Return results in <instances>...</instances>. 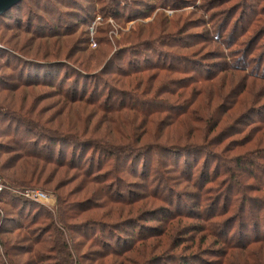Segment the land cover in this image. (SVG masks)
Here are the masks:
<instances>
[{
  "label": "rangeland",
  "instance_id": "1",
  "mask_svg": "<svg viewBox=\"0 0 264 264\" xmlns=\"http://www.w3.org/2000/svg\"><path fill=\"white\" fill-rule=\"evenodd\" d=\"M115 14L117 20L112 18ZM151 25L153 27L149 29ZM142 27L149 29L154 37L148 33L130 42L131 34L139 33ZM78 49L86 51L78 52ZM87 52L103 53L104 56L100 58L99 66H92L90 72L85 73L86 66L83 68L75 63L78 59L75 54ZM137 53L147 55L142 63L150 60L160 64L173 61L167 58L169 53L173 54L178 58L177 62L185 65L183 71H190V74H169L164 92L157 98L128 99L126 96H133L135 92L116 85L115 69L119 58L123 67L131 60L136 62ZM218 53L222 58H214ZM193 64L205 74L200 76L199 72L191 70ZM165 75L163 72L158 74L157 84ZM52 77L57 79L54 86H59V90L51 88ZM69 77L78 78L80 82L74 87L72 79L68 81ZM85 84V96L90 105L72 104L73 95L80 93ZM1 85L22 87L17 96L26 99L25 111L19 117L5 113L0 116V145L9 151L1 157L10 161L14 154L27 153L22 156L29 157L32 163L38 161L41 173L35 171L34 182L19 188L11 184L9 175L13 172H0L8 183L5 184L6 192L2 197L0 194V244L3 246L0 264H8L9 259L15 261L13 264H110L109 260L102 261L100 256L123 248L130 239L125 236L127 231L135 233V238L159 234L165 226L160 219L162 209H167L166 202L151 206L150 199L145 200L138 204L147 203L140 215L111 220L103 216L109 212L106 208L74 215L67 206L90 199L88 189L94 190L97 186L88 181L92 176L99 178L107 174L108 169L99 167L85 177L86 169L75 170L74 167L81 159L87 165L91 162L97 166L102 150L111 141L104 139L109 130L108 133L117 139L132 135L133 129L136 130L135 137H143L134 147L139 149L146 144L145 152L134 164L129 162L131 167L138 164L139 169H144L148 155L155 159L162 156L157 149L165 143L148 136L169 131L185 132V120L178 124L167 117L169 105L178 94L191 96L188 102L195 121L192 126L205 132L204 137L208 139L206 143L195 140L198 149H195L194 160L189 159L187 164L181 160L180 167L196 165V177H200L196 187H205L200 199L198 188L182 185L184 179L175 174L178 178L163 189L184 193V196L173 199L164 196L165 199H171L179 211L188 210L186 205L192 209L200 200L209 210L213 200H220L221 221L234 223L228 241L237 247L249 245L264 236V0H24L0 19ZM168 89L174 96L167 92ZM67 90H71L72 97H65ZM10 95L7 92L0 94V100ZM110 95L118 105L125 101L130 106L121 115H113L114 123L108 124L102 108L98 110L99 104L92 103L97 97H101L102 102ZM158 107L164 113L155 118L151 112ZM231 113H237L240 124L226 123ZM160 119L163 124L155 131ZM213 122L219 127L211 133ZM12 137L17 143L25 141L27 144L18 148L11 142ZM125 144V141H118L114 148L124 151ZM106 151L110 150L107 148ZM17 166L26 167L22 160ZM125 183L123 188L129 187L139 193L138 186H134V183H141L139 179ZM36 190L46 193L48 200L24 197L27 192ZM71 190L77 194L71 202L61 204L60 195L64 200ZM19 197L27 201H21ZM97 197L90 199L92 205L96 200L103 203L104 199ZM258 209L261 214L252 218ZM60 212L65 213L63 218ZM242 213H247L250 226L244 222ZM259 219L260 225L256 224ZM193 223L196 222L182 218L179 225L183 228ZM245 224L247 226L243 228ZM25 231L28 235L18 246L21 257H8L7 247L19 234L24 236ZM114 233L119 242L117 245L110 236ZM39 239L48 242L38 243ZM157 240L160 238H151L148 244L157 245ZM209 243L204 245L205 251L222 248ZM136 244L142 253L143 244ZM258 247L264 248V245L251 244L249 250L257 255ZM156 255L154 252L150 258L156 260ZM212 259L211 256L205 258L206 261ZM156 261L149 264H157ZM255 261L248 264L258 262ZM141 262L142 256L132 260V264Z\"/></svg>",
  "mask_w": 264,
  "mask_h": 264
},
{
  "label": "trees",
  "instance_id": "2",
  "mask_svg": "<svg viewBox=\"0 0 264 264\" xmlns=\"http://www.w3.org/2000/svg\"><path fill=\"white\" fill-rule=\"evenodd\" d=\"M24 1V0H23ZM22 1V2H23ZM21 3H19L17 6L12 8L10 11L14 10L16 7H18ZM10 11L6 12L1 18H4L6 14H8ZM144 14H147L146 11H144ZM118 16L115 14L113 15V19L117 20ZM153 25L150 26L149 29H151ZM147 30L146 27H142L140 29L139 33H132L129 37L130 42L131 40H139L142 37H145L148 35H152V32L150 30ZM149 31V32H148ZM141 34V36H140ZM152 37H154L152 35ZM160 38V37H159ZM158 40V39H157ZM110 44V43H108ZM79 51H86L85 49H78ZM78 59L75 60L76 64H79L84 68L86 66V69L83 70L85 73L90 72V68L97 67L100 65V58L104 56L103 53H76L75 54ZM141 56V60H138V57ZM144 53H141L140 55L137 53V61L133 62L131 60L126 67H123L121 65L122 59L119 58V65L116 67V76L118 79L115 81L117 86H120L122 88H127L135 92V95L130 96L127 95L126 98L131 100H139L142 97H151L157 98V96L162 91L166 81L168 80L167 77L172 72L174 73H180V74H190V71H183L185 65H181V62H177L178 58L173 57V54L168 55L167 58H170V63H162L159 62L151 63L150 60H147V62L142 63V59L146 57ZM214 58H222L221 54L218 53L217 57ZM184 60V59H183ZM112 64V61L110 62ZM221 64V63H217ZM195 65V64H193ZM197 65L192 66L196 72L200 73V76H202L203 73L201 70H199ZM107 70V69H106ZM160 72H163L166 74L164 76V79L161 78V81L159 84H157V81L159 76L158 74ZM77 76L80 75L78 73H75ZM82 75V74H81ZM51 79V88L55 90H59V86H56V80ZM72 77L68 78V81L71 80ZM195 79V78H194ZM193 79V80H194ZM67 81V82H68ZM71 81L74 82L75 85L80 82V79L73 78ZM164 81V83L162 82ZM66 82V83H67ZM65 83V84H66ZM76 83V84H75ZM23 85V84H22ZM41 85V84H39ZM55 85V86H54ZM22 88V87H20ZM19 87L15 88H8L7 86L1 85L0 86V94L3 93H9L10 96H7L5 99L0 100V116H2V113L12 115L15 117H19L20 114H22L25 111V98H21L22 96H17V92L19 93L20 90ZM61 89V88H60ZM85 92H87L86 84L82 87V90L80 93L74 94L73 97L71 96V90L65 91V97L66 98H75L72 100V104H88L89 99L86 98ZM171 95L174 96V93L168 89L167 91ZM184 94V93H183ZM192 95V93H191ZM177 98L173 102V104L169 105L170 112L167 114V117L170 118V120H175L178 122V124L183 123V128L185 132L182 131H169L166 133H162L158 136L150 137L148 138H154L161 140L163 144L161 147H159L157 150L158 152H161L162 156L155 159L153 155H148L146 157V160L144 161L143 168L139 169L138 164L136 166L131 167L129 165V162L131 164H134L136 160H140L143 156L144 150L146 149L145 145L140 146L139 149H135L134 145L139 140H142V136L135 137V129L133 131L131 130L130 136L123 137L121 139L113 138L108 132L106 135H104V139L111 140L110 142L106 143V148L102 150V156H99L100 162L97 163V166L94 165V163L89 162L87 165L83 159L79 160V164L74 167L75 170H85L84 176L86 177L88 173L95 172L99 167L101 169H108L107 174H105L103 177H91L90 181H88L91 184H94L97 186L96 189L91 190L88 189V193L90 194V199L93 197L98 196L99 199H104L103 203H97L92 200L86 199L84 201H81L77 203V205L68 204L67 208H70V211L74 212L72 214L76 213H87L92 210L97 209H107L109 212L106 214H103V216L106 219L111 220L114 217H121L124 219L125 217L133 218L134 216L140 215L143 207L147 206L146 204H143L141 206H138L139 203H144L145 200L150 199V205L154 206L156 203H164L167 205V209H162L163 215L160 219V221L165 225L162 231L157 235H151L148 237H144L143 235H138L136 238L135 233L129 234V231H127V234L125 236H129L130 239L127 240V242L123 245V248H120L118 250H114L113 252H108L100 258L102 261L109 260V263L113 264H132V260L134 257H140L142 256L143 262L141 264H149L150 261H156L157 264H248L250 261H255V259L258 260L256 264H264V248L258 247L257 255H254L249 249L251 244H257V245H264V236L259 237L256 241H251L249 245L242 244L240 247H237L234 243L228 241V236L230 235V229L231 226H233L232 221H221L222 213L221 209L219 208L220 200H213V204L211 205L210 209L208 210L203 205V201L200 200L199 203H195L193 205L192 209L190 208V205H186V208L188 210L184 211V208L179 211L176 207V205L173 203V201L170 199H165L171 197L173 199L174 196L180 195L181 198H183L184 193L171 191L169 189L166 191L163 189V186H168L167 184H170L171 181L176 180L178 177L183 178L184 182H182V185L185 184L186 187H193L198 188V191L200 192V199L202 192L204 191V187H196L198 186V182L200 180V177H196L197 169L196 165H191L190 167H185L181 169L180 163L181 160L185 161V164L189 162L190 160H194L196 151V144L194 143L195 140L202 141L204 143L208 142V139L204 137L205 132L200 131L199 129H195V127L192 126L195 121L192 118V114L189 111L191 108V103L188 102L189 97H183L182 94L176 95ZM21 98V99H19ZM186 98V99H184ZM125 102V101H124ZM122 102L121 105H118V101H112V95L107 96L102 102L101 97H97L92 103V105H98V110L102 108L101 112L104 114L106 123L109 124V122H113L112 116L113 115H121L124 111L129 110V103ZM141 102V101H140ZM143 102V101H142ZM102 103V104H101ZM164 104V103H162ZM141 106L143 104L141 103ZM139 107V106H138ZM103 108L105 110L103 111ZM108 110V111H107ZM148 111V110H146ZM135 113H138L137 110H135ZM164 112L161 111V107L154 108L151 112L152 116L157 118L160 114H163ZM150 114V115H151ZM237 113H231L228 118L226 119L227 124H233L236 125L240 124V121L237 120ZM110 116V117H109ZM184 118V119H183ZM166 119V117H165ZM112 120V121H111ZM159 121V120H158ZM210 122V121H209ZM216 122V121H215ZM211 123L210 126V132L213 133L217 130L219 127L218 123ZM114 123V122H113ZM127 124H130V121L127 120ZM162 123V119L157 123L155 126L156 129L160 128V125ZM198 132L201 133L200 136H195L194 134H197ZM139 138V139H137ZM12 143H15L17 147L22 148L27 144L25 141H21L17 143V140L15 137H12L11 139ZM118 141H125L126 144L124 145V151H116L114 148V145ZM146 143V142H145ZM111 144V146H109ZM110 151H106V149ZM5 147L0 145V172H13V175H9V177L12 179L11 184L12 186H19V188H24L28 184H32L34 179V173L35 171L40 172L37 166L39 164L32 163L31 159L27 156V153H18L14 154L13 157H11V160L8 159H2L1 156L5 154H9V151H6ZM12 152V151H10ZM25 154L24 156H22ZM71 155H75L74 152L71 153ZM43 157V156H42ZM72 157V156H71ZM37 160L38 157H35ZM44 158V157H43ZM45 159V158H44ZM4 160V161H1ZM24 161V165L26 167H18L17 164L19 161ZM72 160V158L70 159ZM73 162H75V159H73ZM113 163V165H111ZM50 163V162H49ZM179 167V170L177 171ZM41 173V172H40ZM172 174V175H169ZM176 176L178 177H174ZM201 175V174H200ZM3 178L4 177L1 175ZM131 179H139L141 183H134V186H138L136 190L130 189L127 187V189L123 188V186H126V181ZM39 180V179H38ZM5 182V180H4ZM144 182V183H142ZM147 182V184H146ZM8 185V183H5ZM133 184V183H132ZM143 184V185H142ZM176 184V183H175ZM152 188L150 191L149 189ZM142 190V191H141ZM93 191V193H92ZM6 192V191H5ZM4 192V193H5ZM141 192V193H140ZM161 192V194H160ZM1 194V197L3 194ZM77 193L73 190H71L69 193L65 195V198L63 200V197H59V201L61 204H67L69 201L71 202V199H73V196H75ZM21 198V201L25 200L23 197ZM23 198V199H22ZM20 201V200H19ZM96 204V206H94ZM100 204V206H99ZM259 210V209H258ZM183 211V212H182ZM143 212V211H142ZM254 214L250 212V215L252 218H255L261 214L259 211H254ZM65 213L60 212V217L63 218ZM247 213H242V218H244V222L250 226L251 222H247L249 218H246ZM188 219L191 220L193 223L192 225H189L187 227H180L181 219ZM251 218V219H252ZM232 222V223H230ZM242 222V223H244ZM255 223V222H253ZM243 225L242 227L245 228L247 225ZM258 225H260V219L257 221ZM135 231V229H134ZM28 232V231H27ZM26 231L24 232V236H21L19 234L16 239L14 238V241H12V245L10 247H7L6 249V255L9 257H15L19 259L21 257V248L18 246H21L20 243L23 242L24 238L27 237L28 233ZM121 233V231H120ZM20 236L22 238H20ZM112 237V240H115L116 245L119 244L117 238L115 237L116 234L110 235ZM151 238H160V241L157 240V245H149L148 240ZM41 239V238H40ZM40 239L37 241L38 243L46 244L48 240L43 239L40 241ZM31 240V239H30ZM25 241H29L28 239H25ZM140 242L143 244V251L141 253L140 249H137L136 242ZM208 242L211 246H222L221 249H217L216 251H205L207 249H203L204 245H206ZM2 245L0 244V250H2ZM106 248H110V245L105 244ZM209 250V249H208ZM154 252H157L156 260L153 257L152 259L151 254ZM210 252V253H209ZM261 254V255H260ZM20 256V257H19ZM207 256H211L213 259L211 261H206L205 258ZM111 257V259L109 258ZM119 259V260H115ZM13 259H9L8 264H13L15 261H12ZM92 260V259H89ZM256 262V261H255ZM106 264V263H103ZM136 264V263H134ZM250 264H255L251 262Z\"/></svg>",
  "mask_w": 264,
  "mask_h": 264
},
{
  "label": "built area",
  "instance_id": "3",
  "mask_svg": "<svg viewBox=\"0 0 264 264\" xmlns=\"http://www.w3.org/2000/svg\"><path fill=\"white\" fill-rule=\"evenodd\" d=\"M5 182L3 178L0 176V194H2L6 189ZM27 199H32L35 201H46L48 200V195L46 193L40 192V191H29L24 195Z\"/></svg>",
  "mask_w": 264,
  "mask_h": 264
},
{
  "label": "water",
  "instance_id": "4",
  "mask_svg": "<svg viewBox=\"0 0 264 264\" xmlns=\"http://www.w3.org/2000/svg\"><path fill=\"white\" fill-rule=\"evenodd\" d=\"M23 0H0V16L10 11Z\"/></svg>",
  "mask_w": 264,
  "mask_h": 264
}]
</instances>
